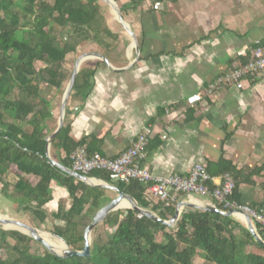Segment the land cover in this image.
Wrapping results in <instances>:
<instances>
[{"label": "trees", "instance_id": "obj_1", "mask_svg": "<svg viewBox=\"0 0 264 264\" xmlns=\"http://www.w3.org/2000/svg\"><path fill=\"white\" fill-rule=\"evenodd\" d=\"M116 1L128 8L122 0ZM107 4L105 0H0V186L8 200L23 202L32 224L59 234L74 249L84 247L92 216L114 196L107 188L79 181L48 159L47 138L52 132L47 122L53 114L43 85L62 92L74 70L70 57L78 50L91 43L107 50L119 45L121 34L108 23ZM102 62L82 64L72 97L88 91ZM71 133L66 122L51 149L53 155L63 152L58 162L72 168L71 154L86 143L77 142ZM87 148L90 156L98 155L92 143ZM206 169L213 177L230 173L236 181L232 198L241 202L243 172L233 161L222 157ZM86 175L118 186L165 220L176 213L178 201L170 206L155 201L139 180L117 182L107 170ZM55 183L68 190L73 200L69 207L64 202L56 210L48 206ZM209 185L215 187L212 181ZM250 205L264 207V203ZM217 206L226 209L222 203ZM256 226L264 238V225ZM92 235L90 256L62 257L20 230L0 227V264H195L201 250L204 264H264V243L241 220L200 208L188 207L174 229L135 209L121 208L99 223Z\"/></svg>", "mask_w": 264, "mask_h": 264}, {"label": "crops", "instance_id": "obj_2", "mask_svg": "<svg viewBox=\"0 0 264 264\" xmlns=\"http://www.w3.org/2000/svg\"><path fill=\"white\" fill-rule=\"evenodd\" d=\"M122 3L128 5L123 14L138 36L141 55L138 58L132 35L117 23L116 15L117 20L110 16L109 25L121 34L119 45L107 50L91 43L85 49L104 54L113 68L102 62L88 91L75 97L72 92L65 113L72 137L87 147L92 143L98 156L116 158L149 131L152 141L143 164L164 178L189 175L196 165L225 157L243 172L241 202L264 203V74L250 77L241 89L220 86L214 100L207 92L215 79L249 56L257 42L264 46V0ZM45 88L52 105L47 122L52 135L66 88ZM50 153L56 161L63 156L61 151ZM223 176L214 177L213 185ZM52 190V210L60 202L72 204L66 188L55 183ZM5 200L2 196L0 204ZM22 210L28 216L24 205Z\"/></svg>", "mask_w": 264, "mask_h": 264}, {"label": "built area", "instance_id": "obj_3", "mask_svg": "<svg viewBox=\"0 0 264 264\" xmlns=\"http://www.w3.org/2000/svg\"><path fill=\"white\" fill-rule=\"evenodd\" d=\"M251 56L248 62L236 65L215 79L207 90L209 97L214 100L216 90L220 86L229 85L241 89L250 77L264 74V47L260 45V42L256 43ZM167 133L165 131L164 136ZM150 141L151 134L149 131H145L128 150L116 158L90 156L86 145L79 146L71 154L72 169L82 174H88L95 170H107L113 175L115 181L123 183L139 180L147 185V191L151 198L157 202H164L166 206H170L175 201L197 200L198 197L216 205L222 203L226 209L234 210L233 217L236 219L245 218L244 211H246L251 215L256 225L258 223L264 225V207L256 208L232 198L236 181L230 173L225 174L221 183L215 185L214 188L209 185L214 177L202 164L196 165L186 176L176 174L164 178L153 174L143 164ZM187 208L186 206L182 213Z\"/></svg>", "mask_w": 264, "mask_h": 264}, {"label": "water", "instance_id": "obj_4", "mask_svg": "<svg viewBox=\"0 0 264 264\" xmlns=\"http://www.w3.org/2000/svg\"><path fill=\"white\" fill-rule=\"evenodd\" d=\"M105 1L111 6L112 12L114 13V11H115L117 13V16H116L117 19L124 26V28L132 35V41L134 43V46L137 49L138 58H139L141 55L140 54L141 49H140L139 39H138V36H137L135 30L132 28L130 23H128V21L125 19L122 7L120 6V4L116 0H105ZM92 59L102 60L103 62L108 64L111 68H113L110 64L109 59L104 54L97 52V51L84 53L76 59V64H75L72 76H71L69 83L67 85V88L65 90L63 103H62V115L60 118L59 126H58L57 130L47 138V141H48L47 155H48V159L55 166H57L58 168L62 169L65 172H67L68 174L74 176L79 181H82V182H84L90 186L107 188V189L111 190L112 192H114L115 196L112 197L111 200L106 202L102 207H100L95 212V214L92 216L90 222L88 223V225L85 229V245L82 249H74L70 246L68 241L64 237L60 236L59 234H57L53 231H50V230L41 229L40 227H38L34 224H31V223H28L26 221H23V220L19 219L18 217L0 216V227L4 228V229L20 230V231L28 234L32 238H34L36 241L44 244L50 251L54 252L55 254H58L62 257H71L74 255L90 256L91 247H92V239H93L92 233H93L94 228L99 223H101L110 213H112L118 209H121V208L135 209L136 211L141 212L144 215L149 216V218L151 220H153L154 222H158V223L168 225L172 229H174L177 226V224H178V222L182 216V210L184 208H186V206L191 207V208H200V209H205V210L217 211V212H221L225 215L233 216V211H234L233 209H224V208L217 206L216 204H214L212 202L197 198V200L186 199V200H181L180 202H178L177 210H176L174 217L171 220H165L160 215L153 212L150 208L142 205L133 196L124 192L118 186H116L114 184H109V183H107L101 179L90 177L86 174H82L80 172H77V171L73 170L71 167H67V166L63 165L62 163H60V162H58L52 158L51 153H50L51 146H52L54 139L58 136V134L64 128L65 113H66L67 104H68L69 98L73 92V89H74L76 80L78 78L79 72L81 70L82 64L85 61L92 60ZM92 180H97L98 183H93ZM2 196L5 197V195L3 194V192L0 188V198ZM124 200L130 201L131 205L128 207H123ZM244 217L245 218H243L241 221L246 225V227L251 232V234L254 236V238L257 241L264 243V238L259 233L258 228H257L256 224L254 223V221L252 220L251 215L248 212L244 211ZM8 224H11V225L7 226ZM42 232H49L53 236L62 239L66 244L65 248H60L59 246H56L55 244L50 243L48 240H46V238H44V236H42Z\"/></svg>", "mask_w": 264, "mask_h": 264}, {"label": "rangeland", "instance_id": "obj_5", "mask_svg": "<svg viewBox=\"0 0 264 264\" xmlns=\"http://www.w3.org/2000/svg\"><path fill=\"white\" fill-rule=\"evenodd\" d=\"M111 17V20H117L115 17V15H110ZM117 23L120 25L121 23L119 21H117ZM122 25V24H121ZM69 30H66L64 31V33L61 35L62 37L66 36L67 32ZM89 46V45H88ZM96 51V50H95ZM95 51H92V50H89L87 51L86 49H83V50H78V52L73 55V56H69L70 57V61H72L73 63L70 65V69H73L75 67V64H76V59L84 54V53H87V52H95ZM75 60V61H74ZM43 92L45 93V95L47 96V89L45 88V85H43ZM63 92V91H62ZM111 191V190H110ZM110 195H113L115 196V193L114 192H109ZM6 198V197H4ZM12 201V200H10ZM7 198L4 202H2L0 204V216H4V217H18L19 219L23 220V221H26L28 223H31V220H32V217H30L29 215L28 216H25L23 214V210H22V207H23V202H10ZM14 211V212H13ZM15 211H17L15 213ZM61 222V221H60ZM53 226V221L52 220H49L48 222V227H52ZM41 229H44V228H41ZM45 230V229H44ZM205 263V252L203 250L200 251V253L198 254V256H196L195 258V264H204Z\"/></svg>", "mask_w": 264, "mask_h": 264}, {"label": "bare ground", "instance_id": "obj_6", "mask_svg": "<svg viewBox=\"0 0 264 264\" xmlns=\"http://www.w3.org/2000/svg\"><path fill=\"white\" fill-rule=\"evenodd\" d=\"M114 15L117 16V13L115 11H114ZM92 182L93 183H98L97 180H92ZM130 205H131L130 201L124 200L123 207H128ZM10 225L11 224H8L7 226H10ZM42 236H44V238H46V240H48L50 243H53L56 246H59L60 248H65V246H66L65 242L62 239L53 236L49 232H42Z\"/></svg>", "mask_w": 264, "mask_h": 264}]
</instances>
